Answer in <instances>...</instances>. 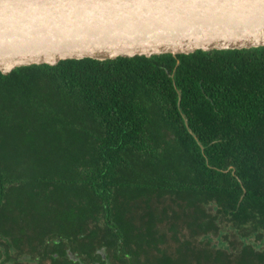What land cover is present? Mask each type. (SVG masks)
<instances>
[{
	"label": "trees",
	"instance_id": "trees-1",
	"mask_svg": "<svg viewBox=\"0 0 264 264\" xmlns=\"http://www.w3.org/2000/svg\"><path fill=\"white\" fill-rule=\"evenodd\" d=\"M264 264V46L0 72V264Z\"/></svg>",
	"mask_w": 264,
	"mask_h": 264
},
{
	"label": "water",
	"instance_id": "water-1",
	"mask_svg": "<svg viewBox=\"0 0 264 264\" xmlns=\"http://www.w3.org/2000/svg\"><path fill=\"white\" fill-rule=\"evenodd\" d=\"M264 46V0H0V72Z\"/></svg>",
	"mask_w": 264,
	"mask_h": 264
},
{
	"label": "flooded vegetation",
	"instance_id": "flooded-vegetation-1",
	"mask_svg": "<svg viewBox=\"0 0 264 264\" xmlns=\"http://www.w3.org/2000/svg\"><path fill=\"white\" fill-rule=\"evenodd\" d=\"M104 261H106L107 263H105V264H111V261H110V259H109V257L107 256L105 259H104Z\"/></svg>",
	"mask_w": 264,
	"mask_h": 264
}]
</instances>
